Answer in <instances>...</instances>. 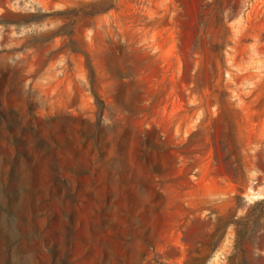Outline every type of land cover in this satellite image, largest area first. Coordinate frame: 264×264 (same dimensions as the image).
<instances>
[{"label":"rangeland","instance_id":"obj_1","mask_svg":"<svg viewBox=\"0 0 264 264\" xmlns=\"http://www.w3.org/2000/svg\"><path fill=\"white\" fill-rule=\"evenodd\" d=\"M0 264H264V0H0Z\"/></svg>","mask_w":264,"mask_h":264}]
</instances>
